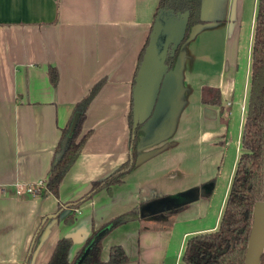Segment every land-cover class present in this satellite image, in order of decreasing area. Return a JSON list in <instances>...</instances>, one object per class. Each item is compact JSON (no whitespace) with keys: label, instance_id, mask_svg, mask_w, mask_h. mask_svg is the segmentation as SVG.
<instances>
[{"label":"crops","instance_id":"0c3cea01","mask_svg":"<svg viewBox=\"0 0 264 264\" xmlns=\"http://www.w3.org/2000/svg\"><path fill=\"white\" fill-rule=\"evenodd\" d=\"M156 1L0 0V264H21L32 237L26 264L44 263L60 236L72 241L66 252L71 259L91 227L138 202L192 188L204 197L197 195L171 215L159 211L108 230L100 260H106L110 245H118L126 254L119 264H163L175 223L191 227L180 232L176 255L188 235L215 227L221 205L207 221L208 194L219 169L211 147L224 148L235 114L240 135L256 0H199L203 21L179 46L171 67L178 87L168 124L153 139L140 138L136 162L119 183L66 204L127 157L130 103L132 117L147 121L162 93L171 68L160 75L150 103L141 101L134 86ZM51 66L53 83L46 71ZM97 80L81 125L89 133L56 195L43 185L38 193H16L14 186L44 183L59 130L73 103ZM203 87L218 91V103L200 99ZM203 149L207 171L199 167Z\"/></svg>","mask_w":264,"mask_h":264},{"label":"trees","instance_id":"16d2710c","mask_svg":"<svg viewBox=\"0 0 264 264\" xmlns=\"http://www.w3.org/2000/svg\"><path fill=\"white\" fill-rule=\"evenodd\" d=\"M152 12L151 23L154 18L183 13V23L180 37L176 43L167 50L164 58L166 70L170 69L177 58L178 48L190 36L193 27L203 20L199 16V0H157ZM252 35L248 61L247 89L243 107V118L240 124L239 152L231 176L228 181L227 191L219 212V218L214 228L194 232L186 237L180 248L179 259L181 264H242L246 240L252 223V207L256 200L262 199L263 174H262V143L264 137V0H256L253 13ZM150 23V25H151ZM146 43V42H145ZM50 83L56 79V71L51 66L47 68ZM101 80L95 81L85 94L73 103L67 123L59 130L58 139L53 147L52 156L47 168L43 187L53 196L56 195L57 185L70 163L86 140L89 129L81 132V125L89 100L99 87ZM208 94L204 98V94ZM200 99L204 102L218 103V91L209 87L201 89ZM76 112L75 123L69 134L67 129L71 115ZM128 126L127 157L103 177L91 180L87 191L72 200L68 205H76L87 199L93 192L108 184L119 183L120 177L135 164L137 159L136 148L142 136V125L146 117L141 120L132 117V103L126 114ZM39 188L36 189L38 193ZM196 195H200L196 192ZM193 197L171 206L160 212V215H171L184 207ZM138 202L137 205L109 217L100 227L90 228L87 237L76 250L71 259L67 258V250L71 239L60 236L56 239L48 259L42 264H119L126 259V254L118 245L108 247L105 261L99 258L100 241L105 233L112 227L127 220L138 219L139 216L155 215L147 213ZM30 244L26 250L21 264H26L31 252ZM29 249V250H28ZM263 259L261 254L259 262Z\"/></svg>","mask_w":264,"mask_h":264},{"label":"rangeland","instance_id":"374dc122","mask_svg":"<svg viewBox=\"0 0 264 264\" xmlns=\"http://www.w3.org/2000/svg\"><path fill=\"white\" fill-rule=\"evenodd\" d=\"M183 16H184L183 13L179 14L176 17L171 15V25L173 26V29L180 31L181 25L184 19ZM244 45H245V41L243 42V47ZM144 63L147 66L145 68L147 69V73L145 72V75H146V80L148 81V85H149L148 88L151 87L152 85L151 92L147 91L146 93V96L147 94H149L147 99L154 96L155 93H153V89L155 85L157 84L160 75L168 71L165 77V81L163 83L164 86H163L162 93L158 98H156V101L155 100L153 101L152 112L150 116H148L146 125L144 124V127H143L144 133L142 137L140 138L141 140L146 141V140H151L153 139V137L157 136V134H159L168 124L169 115L173 112L175 105H176L173 92L178 87V84L176 80V68L175 67H173V69L171 68L172 70L166 71L164 64L162 63L157 64L156 62L151 63V60L148 62L146 60L144 62L143 61L141 62V68H142V64L144 65ZM152 64L153 66H151ZM243 70H244V66H243V62H241L239 63V69H238V75L240 76L238 80L240 81V83L242 82L244 78ZM152 71H155V75L152 74ZM141 72L142 73L140 74L142 75L143 69H141ZM158 74L159 76L157 78L156 75ZM247 77L248 76L246 74V77L244 80L245 82L247 81ZM147 102L150 103L149 101ZM235 106L236 105H233V107ZM237 127H238L237 126V116L235 114V117L232 118L231 126L228 127L226 130L227 141L224 145V148L217 149V147L220 146L219 145L220 143L215 144L214 147H211L215 153L214 166H218L219 169H218L217 175L213 174L212 180L215 184H214L212 192L208 194V200H209V211H207L208 223H211L213 221V220H209V218L214 217L213 215L215 211L218 209L219 205L222 206V203L224 200L223 197L227 191V187L229 184L228 181H229V178L231 176V173L234 167L233 165L236 160L237 153L239 152V143L236 142V139H238L237 141H239L238 134H237L238 133ZM206 151L207 150L203 149V152H201V159L199 162V167H201V171L203 170L207 171L208 169L209 163L207 160L208 158L206 156ZM187 197H193V198L197 197L195 190L193 188L187 189V191H182V192H178L175 194H171V195H167V196H163L159 198H154L152 202L156 203L157 207H159L158 205H162V204L181 203L185 201ZM200 197H204V195L201 194ZM160 202H163V203H160ZM185 223L186 222L175 223L174 227L172 228L173 230L172 236L166 247L167 254L165 256V260L163 261V264H181L180 259H179V254L181 250L179 251L178 255H176L175 249L178 245V239L180 236V232L183 230H187L188 228H191L190 226L186 227ZM263 254H264V250H263ZM263 259H264V255H263Z\"/></svg>","mask_w":264,"mask_h":264},{"label":"water","instance_id":"95a60500","mask_svg":"<svg viewBox=\"0 0 264 264\" xmlns=\"http://www.w3.org/2000/svg\"><path fill=\"white\" fill-rule=\"evenodd\" d=\"M181 29H182V25H181ZM181 29L180 31L173 29V26L171 25V16H167V15L165 17L154 18V21L151 23L149 32L147 34L148 35L147 40L142 51L143 53L141 56V61L137 66L138 70L134 78L135 90L140 92V97L143 98L141 99L142 102L147 100L149 94H147L146 96V93L147 91L151 92L152 85L151 87L148 88L149 85L145 75V72L147 73V69H145L147 66L144 63V65L142 64V68H141V62L142 61L144 62L146 60L148 62L151 60V63L156 62L157 64H161V63L164 64V58L167 53V50L170 49L179 39ZM151 66H153V64ZM140 68L143 69V74H142L143 76L140 74L142 73ZM152 74L155 75V71H152ZM159 74L156 75L157 78ZM156 86L157 85H155L153 89V93L154 90L156 89ZM75 117H76V112H74L69 119L70 122L68 125L67 134H69L70 130L74 126V123L76 121ZM261 165H262V174H263V182H264V137L262 143ZM177 204L179 203L162 204V205H158L159 207H157L156 203H153L152 201L151 202L147 201L141 205V208H143L147 213L153 214L155 212H159L167 208H171V206ZM251 215H252V223L248 231L249 234L244 248L245 251L243 254L242 264H259L260 256L264 250L263 248L264 238L262 237V235L264 234V185H263L262 199L256 200L254 202ZM261 264H264V259Z\"/></svg>","mask_w":264,"mask_h":264},{"label":"built area","instance_id":"2783aa9c","mask_svg":"<svg viewBox=\"0 0 264 264\" xmlns=\"http://www.w3.org/2000/svg\"><path fill=\"white\" fill-rule=\"evenodd\" d=\"M43 181H37V183L33 184H24L21 186H14L16 193H21V191L27 192V193H35L38 186L43 185Z\"/></svg>","mask_w":264,"mask_h":264},{"label":"flooded vegetation","instance_id":"af4514ba","mask_svg":"<svg viewBox=\"0 0 264 264\" xmlns=\"http://www.w3.org/2000/svg\"><path fill=\"white\" fill-rule=\"evenodd\" d=\"M262 255H263V253H262ZM263 261L261 260V263H262ZM260 262H259V264H261Z\"/></svg>","mask_w":264,"mask_h":264},{"label":"bare ground","instance_id":"6f19581e","mask_svg":"<svg viewBox=\"0 0 264 264\" xmlns=\"http://www.w3.org/2000/svg\"><path fill=\"white\" fill-rule=\"evenodd\" d=\"M262 237L264 238V234L262 235Z\"/></svg>","mask_w":264,"mask_h":264}]
</instances>
